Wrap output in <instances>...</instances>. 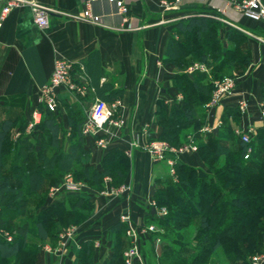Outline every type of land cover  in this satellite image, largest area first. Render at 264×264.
<instances>
[{
    "label": "crops",
    "instance_id": "crops-1",
    "mask_svg": "<svg viewBox=\"0 0 264 264\" xmlns=\"http://www.w3.org/2000/svg\"><path fill=\"white\" fill-rule=\"evenodd\" d=\"M37 1L51 11L47 28L41 29L34 24L32 13L27 7L13 10L0 28V123L4 119L14 121L10 131L11 140L27 136L26 127L31 115L36 110L40 111L41 107L38 89L49 80L56 57L73 64L75 84L81 92H71L63 87L58 89V107L54 116L59 125V134L54 153L70 151L76 138L69 117L80 111L85 120L97 99L108 104L118 102L116 117L122 119L125 125L120 130L109 128L112 135L107 138L109 144L106 150L95 147L92 138H83V148L89 151V157L81 159V165L101 172L102 161L108 150L114 148L125 155L131 140H136L140 145L161 140L158 102H161L166 116L172 108L181 109L184 104L183 95L176 89L175 76L178 70L173 64L164 61L168 42L171 38H179L174 30L178 19L203 15L198 13L200 11L208 12L204 15L220 23L218 36L224 49L233 47L225 38L230 28L245 35L249 60L243 72H232L230 77L235 82L234 90L222 100L218 108L207 112L204 104L199 133L216 137L224 120L231 130L237 127L253 128L256 134L264 126V118L260 117V106L264 104V25L236 13L225 1L205 0L192 4L197 9L177 13L163 11L158 6V0H95L91 10L98 16L99 24L80 18L87 0ZM117 1L128 6V23L133 29L121 28L122 17L117 11ZM197 63L200 62L191 63L183 72L190 76L192 73L187 70ZM206 66L209 73L210 66ZM241 101L247 102L245 114H241L237 108ZM218 121L221 125L215 128ZM205 127L214 130L210 133L201 132ZM191 129L182 134V139L185 135H195ZM40 133L43 134L42 131ZM40 133L38 130L27 137L35 150L40 148ZM127 159L128 172L121 182L130 186V193L125 197L99 196L96 190L87 185L86 180H76L71 172L67 173L75 181L84 183L86 188L82 194L66 195L89 201L91 209L77 223L64 224L55 220L53 238L37 245L35 264H79L78 255L82 244L88 241L93 244V263L106 264L112 258L117 241L118 233L114 229L117 223L126 225V228L148 223L156 182L169 177L173 180V177L167 163L154 162L141 150H134L132 157ZM178 161L196 168L202 176L208 172L197 154L181 156ZM105 179H108L109 184L112 183L111 177L105 176L103 183ZM43 197L39 207L34 208V203L30 205L36 214L54 202V199L49 198L48 191ZM57 199L61 200L62 196ZM122 216H126L129 221L123 223ZM70 228L73 229L72 237L57 255L55 252L59 249L60 237ZM123 237L126 249L130 242L125 232ZM142 244L144 249L148 241ZM45 247L54 253L45 252ZM141 255L145 256L143 253Z\"/></svg>",
    "mask_w": 264,
    "mask_h": 264
},
{
    "label": "trees",
    "instance_id": "trees-1",
    "mask_svg": "<svg viewBox=\"0 0 264 264\" xmlns=\"http://www.w3.org/2000/svg\"><path fill=\"white\" fill-rule=\"evenodd\" d=\"M194 8L198 7L189 5L182 11ZM198 13L203 15L175 22L174 30L179 38L169 40L164 58L178 70L176 89L184 97L183 107L172 108L166 116L158 102V114L160 139L172 146L180 145L182 134L192 128L198 145L195 154L208 172L202 176L196 168L177 161L173 166L176 182L170 177L158 180L153 195L154 203L165 207L167 215L158 219L149 211L147 222L164 229L158 264H205L219 248L228 258L249 264V258L260 250L264 239V126L250 144L248 159H244L247 145L234 134L227 121L224 120L216 137L199 133L203 106L209 100L214 82L231 76L233 71L241 73L247 66V38L230 28L225 38L233 47L224 49L218 36L220 23L204 15L208 12ZM196 61L209 65V73L194 72L188 76L183 72ZM40 111L41 123L33 132H43L38 150L28 142V136L10 141L13 120L4 119L0 123V264H35L37 245L53 238L55 220L69 224L87 216L92 204L66 194L37 214L30 209L32 203L34 208L39 207L43 195L67 173L71 172L76 180H86L97 192L102 190L105 176L112 178L111 186H118L128 172L126 155L114 148L104 157L101 172L81 165V159L88 158L89 151L83 148L84 118L80 111L69 117L76 143L67 153H54L59 134L55 112L42 106ZM191 225L196 227L193 246L185 242ZM114 229L118 237L112 258L106 264H124L126 225L117 223ZM147 241L153 256V236ZM78 256L79 264H94L92 242H84Z\"/></svg>",
    "mask_w": 264,
    "mask_h": 264
},
{
    "label": "built area",
    "instance_id": "built-area-1",
    "mask_svg": "<svg viewBox=\"0 0 264 264\" xmlns=\"http://www.w3.org/2000/svg\"><path fill=\"white\" fill-rule=\"evenodd\" d=\"M95 0H87L81 15V19L93 24H99L98 16H95L91 10V4ZM205 0H158V6L163 11L181 12L186 6L202 3ZM233 11L236 13L247 16L248 18L260 22L264 25V3L263 0H223ZM27 7L30 9L33 17V22L41 29H45L49 25V14L51 11L42 6L37 0H0V28L8 15L16 9ZM118 14L122 17L121 28L131 30L133 29L128 23L129 8L122 1L116 2ZM228 23L226 20L221 19ZM264 43V40L262 41ZM195 71L208 73V67L205 64L197 63L190 67L187 72L193 73ZM73 64L69 61L56 57L53 62V70L49 80L41 85L38 89V103L40 106L48 109L51 112H56L58 107L57 92L59 88H66L71 92L80 93L81 89L75 84ZM235 82L230 76H225L220 80L214 82V89L210 94L209 100L205 104V109L210 112L220 105L222 100L231 95L234 90ZM118 102L108 104L103 100H95L90 107L87 117L81 127V135L84 138H92L94 146L106 150L108 148V136H111L109 128L121 129L124 127L122 119L117 118ZM241 114L247 111V102L241 101L237 106ZM260 117L264 118V104L260 106ZM42 119V113L36 110L32 113L31 119L26 127V135H31L39 126ZM221 122L218 121L215 128L219 127ZM214 128L205 127L201 129L203 133H210ZM234 134L247 145L244 159H248L251 154V146L256 132L253 128L241 129L234 128ZM198 145L195 135H185L183 141L178 146H172L167 141L155 140L148 142L145 145H140L136 140H131L129 149L125 151L127 158H131L134 150H141L148 154L154 162H165L169 165L170 175L173 181L176 182L174 172V164L181 156L192 155L197 152ZM86 188L82 182L75 181L70 174H66L62 180L49 188L48 196L51 199H57L59 196L69 193L82 194ZM130 193V186L123 183L119 186H111L108 179L104 180L103 188L97 191V194L102 197L119 198L125 197ZM154 215L158 219H162L167 215L165 207H158L154 202L150 204ZM121 221L127 223L129 220L126 216H122ZM73 229L66 230L60 237L59 250L66 246L67 241L72 237ZM164 229L155 223H147L144 225L134 226L129 225L125 230V237L129 240L130 244L123 252L124 264H137L142 263L143 258L141 255V246L150 235L153 236L154 244L158 250L161 242ZM44 251L47 253H54L50 248L45 247ZM249 264H264V239L261 243L260 250L249 258Z\"/></svg>",
    "mask_w": 264,
    "mask_h": 264
},
{
    "label": "rangeland",
    "instance_id": "rangeland-1",
    "mask_svg": "<svg viewBox=\"0 0 264 264\" xmlns=\"http://www.w3.org/2000/svg\"><path fill=\"white\" fill-rule=\"evenodd\" d=\"M10 141L14 142L13 139ZM188 240H185V242H187L188 244H192L190 246L194 245V237L196 234V227L194 225H191L188 228ZM163 242V239H162ZM161 242V244H162ZM160 244V245H161ZM150 245H147L146 248H144L145 252L144 254H146L147 256H143V261L142 264H158V256H159V250L156 249V246L154 244L155 247V255L152 256L151 251L149 249ZM205 264H241L239 261H236L232 258H228L225 253L224 250L222 248H219L217 250H215L208 258L207 262Z\"/></svg>",
    "mask_w": 264,
    "mask_h": 264
},
{
    "label": "water",
    "instance_id": "water-1",
    "mask_svg": "<svg viewBox=\"0 0 264 264\" xmlns=\"http://www.w3.org/2000/svg\"><path fill=\"white\" fill-rule=\"evenodd\" d=\"M185 8V7H184ZM152 214H154V211L152 210Z\"/></svg>",
    "mask_w": 264,
    "mask_h": 264
}]
</instances>
